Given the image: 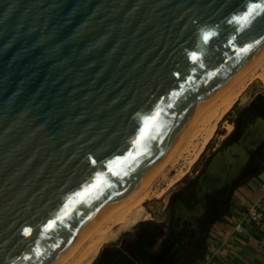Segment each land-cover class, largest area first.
Here are the masks:
<instances>
[{"label":"water","instance_id":"1","mask_svg":"<svg viewBox=\"0 0 264 264\" xmlns=\"http://www.w3.org/2000/svg\"><path fill=\"white\" fill-rule=\"evenodd\" d=\"M253 2L0 0V264H58L153 173L264 48V15L239 19ZM263 141L259 116L198 186Z\"/></svg>","mask_w":264,"mask_h":264},{"label":"flooded vegetation","instance_id":"2","mask_svg":"<svg viewBox=\"0 0 264 264\" xmlns=\"http://www.w3.org/2000/svg\"><path fill=\"white\" fill-rule=\"evenodd\" d=\"M263 96L264 91L231 111L233 127L221 134L220 143L205 147L193 169L170 187L160 218L140 219L117 243L105 245L91 264H199L210 249L212 227L231 210L235 190L262 169L264 141L223 187L204 191L198 186L199 179L218 152L238 141L259 116L264 118ZM234 157L240 158V154ZM233 165L225 164L224 171L231 173Z\"/></svg>","mask_w":264,"mask_h":264},{"label":"rangeland","instance_id":"3","mask_svg":"<svg viewBox=\"0 0 264 264\" xmlns=\"http://www.w3.org/2000/svg\"><path fill=\"white\" fill-rule=\"evenodd\" d=\"M263 75L264 59H262L259 64L251 72H249V74H247V76L234 89L235 91H232V100L230 106L227 107L221 105L220 108L216 111L217 114H215L216 116H214V120L211 121L209 125H206V123L203 124V119L200 121L198 133L195 134L189 142H187V144L183 148L184 150H182L183 152L181 151L176 161L173 164L169 165L165 169V171L150 184L141 199L128 210L129 212L126 211L129 215H131V213H133L135 210L141 209L145 212L144 217H154L158 219L162 216L161 206L165 205L166 203V201L163 202V199L167 200L170 191L169 189H171L170 187L173 185L174 181L181 177L187 170L191 171L193 169L192 165L194 161L201 155L205 147L214 145V142L220 143L222 139L221 134H224L226 130L228 131L233 127V119L231 118L233 114H231V111H235L237 108L239 109L244 107L246 104L252 101V98L255 95L264 91ZM256 81H258V83L255 86V90L250 92V89L252 87L251 84ZM208 131H211V134L208 136L207 140H205L204 138L205 135L208 134ZM154 202H157L159 204L160 207L158 209L154 208ZM126 212L124 213V217H126V215L129 216ZM121 220L122 219L120 218V216L119 219L117 216V219L115 218L114 222L112 220L111 222H108L109 224H105L102 230L95 234L92 237L93 239L91 238L92 240L89 239L88 241H86V243L68 262V264H85L91 257L92 258L90 260L92 262L98 255L99 251H101L105 245L117 243V238L124 233V229L133 228V226L122 227L120 223ZM114 233H116V235H114ZM105 234L106 238L108 239L106 240L105 238V240H102V242H100L101 238L105 237ZM111 237H113V239ZM95 248H97L98 250H96ZM95 252L96 254H94Z\"/></svg>","mask_w":264,"mask_h":264},{"label":"crops","instance_id":"4","mask_svg":"<svg viewBox=\"0 0 264 264\" xmlns=\"http://www.w3.org/2000/svg\"><path fill=\"white\" fill-rule=\"evenodd\" d=\"M263 196L264 161L262 169L235 190L231 210L212 227L210 249L199 264H264V206L258 219L248 212Z\"/></svg>","mask_w":264,"mask_h":264},{"label":"bare ground","instance_id":"5","mask_svg":"<svg viewBox=\"0 0 264 264\" xmlns=\"http://www.w3.org/2000/svg\"><path fill=\"white\" fill-rule=\"evenodd\" d=\"M262 59H264V48L255 57H253L251 60L245 63L241 67V69L236 73V75L230 80V82L197 112V114L192 118V120L186 125L179 139L171 146V148L169 149L167 155L162 160V162L154 169L153 173L150 174L147 178H145L140 184H138L137 187L126 199H124L115 207H113L111 210H109L103 217H101V219H99V221H97L92 227H90L82 236V238L79 240V242L65 255V257L58 264H68V262L86 243V241H88L89 239L92 240L93 239L92 237L98 232H100L103 226H105V224L111 222L112 220L114 222L115 218L117 219V216L118 219L119 216L122 219L120 222L122 227L133 226L140 220V218L145 216V212L141 209L135 210L133 213H131V215H129L126 211H128L132 206H134V204L141 199V197L143 196L147 188L150 186V184L159 175H161L169 165L173 164L176 161L178 155L181 153L182 150H184L183 148L187 144V142H189L191 138L198 133V127L200 125L199 124L200 121L203 119L204 120L203 124L206 123V125H209L211 121L214 120V116H216L215 114H217L216 111L220 108L221 105L227 107L230 106L232 100L231 99L232 91L233 92L235 91L234 89L239 85V83L247 76V74H249V72H251L259 64V62ZM263 80H264V75H263ZM255 88H256L255 86H252L250 92L254 91ZM262 102H264V96L262 97ZM210 134L211 131H208V134L205 135L204 139L207 140ZM153 205L155 209H158L160 207L157 202H154ZM125 212L129 216L126 215V217H124ZM114 235H116V233H114ZM105 238H106V234L105 237L101 238L100 242H102V240H105ZM111 238L113 239V237ZM107 239L108 238H106V240ZM95 249L98 250L97 248ZM94 254H96V252ZM91 258H89V260L85 264H90Z\"/></svg>","mask_w":264,"mask_h":264},{"label":"snow or ice","instance_id":"6","mask_svg":"<svg viewBox=\"0 0 264 264\" xmlns=\"http://www.w3.org/2000/svg\"><path fill=\"white\" fill-rule=\"evenodd\" d=\"M264 15V3H250L248 5V8L244 13L240 15V21H243L245 24L250 23L252 19H254L256 16ZM210 38L209 35H205L203 39L206 41ZM53 225H49L48 228H53ZM30 230H26V233Z\"/></svg>","mask_w":264,"mask_h":264},{"label":"built area","instance_id":"7","mask_svg":"<svg viewBox=\"0 0 264 264\" xmlns=\"http://www.w3.org/2000/svg\"><path fill=\"white\" fill-rule=\"evenodd\" d=\"M263 201L260 203V202H258V203H256V204H253V205H251V207L249 208V213H250V215H251V217L253 218V219H258V218H260L261 217V215H262V207L264 206V196H263V199H262ZM236 228L237 229H241V223H239L237 226H236Z\"/></svg>","mask_w":264,"mask_h":264}]
</instances>
